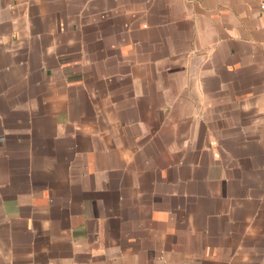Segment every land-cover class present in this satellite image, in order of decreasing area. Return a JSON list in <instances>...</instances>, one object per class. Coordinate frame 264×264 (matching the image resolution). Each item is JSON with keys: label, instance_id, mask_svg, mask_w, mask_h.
Returning <instances> with one entry per match:
<instances>
[{"label": "crops", "instance_id": "obj_1", "mask_svg": "<svg viewBox=\"0 0 264 264\" xmlns=\"http://www.w3.org/2000/svg\"><path fill=\"white\" fill-rule=\"evenodd\" d=\"M0 264H264L259 0H0Z\"/></svg>", "mask_w": 264, "mask_h": 264}, {"label": "built area", "instance_id": "obj_2", "mask_svg": "<svg viewBox=\"0 0 264 264\" xmlns=\"http://www.w3.org/2000/svg\"><path fill=\"white\" fill-rule=\"evenodd\" d=\"M260 10L264 13V0H259Z\"/></svg>", "mask_w": 264, "mask_h": 264}]
</instances>
